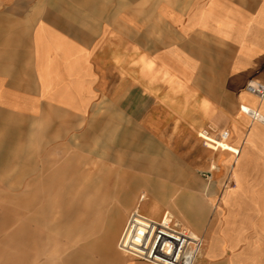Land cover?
<instances>
[{
    "label": "crops",
    "instance_id": "obj_1",
    "mask_svg": "<svg viewBox=\"0 0 264 264\" xmlns=\"http://www.w3.org/2000/svg\"><path fill=\"white\" fill-rule=\"evenodd\" d=\"M151 59L184 86L152 80L145 69ZM252 80L264 83V0H0V157L7 142L26 147L32 124L61 118L67 134H83V125L108 132L120 112L134 133L141 129L161 143L166 125L208 124L206 105L217 110L213 118L221 125L255 124L264 140V123L242 111L245 105L264 110L263 100L248 89ZM188 109L195 111L184 123ZM8 127L14 135L5 133ZM239 135L231 132L234 141ZM263 174L264 160L252 171L256 180ZM256 189L264 204V184ZM224 206L223 221L241 233L236 224L248 222L246 213L242 217L233 202ZM253 219L263 222L264 213ZM255 229L249 238L264 264L257 244L264 232ZM221 242L203 264H248L240 260L250 253V242L236 252ZM110 258L109 264H126L125 258Z\"/></svg>",
    "mask_w": 264,
    "mask_h": 264
},
{
    "label": "rangeland",
    "instance_id": "obj_2",
    "mask_svg": "<svg viewBox=\"0 0 264 264\" xmlns=\"http://www.w3.org/2000/svg\"><path fill=\"white\" fill-rule=\"evenodd\" d=\"M204 107L203 121L211 118L208 124L191 120L193 124L179 125L176 121L175 125H166L167 136L161 143L152 135H143L141 129L134 133L121 112L113 132L110 128L106 132L104 126L84 129L83 125L80 127L83 134H67L59 118L55 124L29 126L31 140L23 143L26 147L7 142L8 152L0 157V225L7 223L0 226V264H16L11 258L17 254L16 241L9 242L19 226L21 203L33 199L38 187L43 189L53 182L60 192L72 199L81 197L84 204L80 230L77 227L56 250L54 264H109L113 256L105 242L111 216L109 208L114 207L117 199L125 201L127 191L132 209L147 189L162 203L163 211L171 210L189 228L197 230L204 239V249L208 245V231L221 241L225 239L228 249L233 245L230 251L249 246L255 227L239 220L236 225L243 231L236 234L231 229L234 226L223 221L227 211L219 198L230 169L222 177H215L210 170L213 152L198 137L204 129L216 137L229 127L215 125L213 116L217 117V110L208 105ZM194 111L187 110L189 118L184 123L190 121V112ZM5 133L14 135L15 130L8 127ZM207 172L213 177L211 183L203 175ZM175 200L176 208L173 207ZM241 209L244 217L245 209ZM97 211L102 212L103 221L99 224H95ZM69 224L76 227L77 222L72 220ZM236 235L240 237L232 243L230 239ZM257 244L264 260V240ZM222 259L210 257L211 261Z\"/></svg>",
    "mask_w": 264,
    "mask_h": 264
},
{
    "label": "bare ground",
    "instance_id": "obj_3",
    "mask_svg": "<svg viewBox=\"0 0 264 264\" xmlns=\"http://www.w3.org/2000/svg\"><path fill=\"white\" fill-rule=\"evenodd\" d=\"M145 69L151 74L152 80L160 75L173 87L180 89L184 86L168 71L160 69L154 59L145 62ZM255 84L256 81L253 82V85ZM262 100L264 103V98ZM242 111L245 112H242L245 117L250 116L246 111L252 112L248 105H245ZM261 115L264 123V110ZM215 125L221 128L226 126L221 125L217 119H215ZM231 128L232 134L235 132L240 134L236 141L233 136L229 141L219 140L206 129L199 131L198 137L213 152L210 170L214 176L218 177L230 169L229 176L233 185L224 190L222 201L228 207L233 202L237 207L244 208L248 224L264 232V221L257 223L253 219V214L264 213L261 194L256 189V184H264V174L257 180L252 175V171L257 169L264 160V140L258 138L255 124L246 129L235 122ZM54 183L46 184L43 189L38 187L33 199L21 203L19 226L9 242L16 241L17 254L11 257L16 264H54L56 250L66 238L76 231L77 227L80 230L81 211L84 205L81 197L72 199L64 192H60ZM129 195L126 191V200L117 199L114 201V207L108 210L111 216L107 224L108 232L105 239L107 250L114 257L125 258L126 264H174L171 249L175 241L167 240L154 252L152 239L144 238V233L150 226H154L155 230L160 228L161 232L180 239L183 233L182 226L188 227V225L177 218L171 210L163 211L162 203L154 199L148 189L143 191L132 209H130L131 200H127ZM173 207H177L176 200ZM96 214L95 224L96 222L99 224L103 221L102 212L97 211ZM185 217L189 220L187 216ZM72 220L77 222L76 227L69 224ZM6 224L4 222L0 226L4 227ZM191 230L197 235L196 229ZM253 241L251 237L250 253L240 261L248 264L259 263V254L257 248L253 246ZM222 247L223 243L217 237L208 238L207 247L201 249L194 264H203L206 256L213 255L214 251ZM114 249L117 255H114Z\"/></svg>",
    "mask_w": 264,
    "mask_h": 264
},
{
    "label": "built area",
    "instance_id": "obj_4",
    "mask_svg": "<svg viewBox=\"0 0 264 264\" xmlns=\"http://www.w3.org/2000/svg\"><path fill=\"white\" fill-rule=\"evenodd\" d=\"M254 80H252L248 84V89L255 93L261 100L264 98V83L260 81H256V84L253 85ZM243 108V107H242ZM252 112L246 111L252 119L262 121V115L260 111L251 109ZM211 134V133H210ZM231 137L230 129H224L220 133L217 134L215 138L223 141H229ZM206 177V180L209 182L212 181L211 174L209 172L203 173ZM230 185H233L232 180L228 176L224 182L223 188L226 189ZM183 233L180 235V239L173 238L169 236L166 232H161L160 228L154 229V226H150L148 230L144 233V238L152 239V247L154 248V252L157 247L165 244L167 240L175 241L174 246L171 249L172 254V262L174 264H194L195 259L199 255L201 249L204 247V239L200 235H196L193 231L183 225Z\"/></svg>",
    "mask_w": 264,
    "mask_h": 264
}]
</instances>
